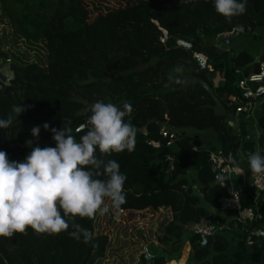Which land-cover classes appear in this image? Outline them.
Listing matches in <instances>:
<instances>
[{
	"label": "trees",
	"instance_id": "obj_1",
	"mask_svg": "<svg viewBox=\"0 0 264 264\" xmlns=\"http://www.w3.org/2000/svg\"><path fill=\"white\" fill-rule=\"evenodd\" d=\"M91 7L100 12L94 19L85 0H0V66L10 60L15 74L0 93V118L7 119L14 104L25 106L12 126L0 131V143L6 137L10 140L2 151L9 160L22 161L30 151L27 140L34 146H55L50 130L42 127L45 122L57 129L70 122L78 140L83 132L76 129L86 122L92 103L118 107L128 103L132 111L126 119L136 129L135 148L103 158L116 160L127 176L125 203L117 210L171 212L172 220L157 239L159 246L149 247L155 264L178 261L186 249L187 264H264V241L254 239L250 244L252 232L264 227L262 202L259 222L237 224L234 231L210 239L206 246L200 234L191 231L205 222L231 229L235 225L211 211L220 210L222 196V190L213 186L209 163L210 155L218 151L210 144L206 148L199 137L213 132L225 154L241 148L257 150L254 142H244L246 99L239 82L264 63V35L260 38L257 33L264 30V0H247L246 12L230 21L215 12L211 0H136L114 10L92 2ZM234 35L261 39L260 57L225 50L229 46L222 40ZM180 40L191 43L192 50L179 46ZM16 42L42 46L46 65L39 57L29 62L27 55L10 54ZM193 53L205 56L213 71L202 70ZM177 66L183 71L175 75L183 83L166 87L168 74ZM217 74L223 77L218 87ZM218 103L224 115L216 112ZM262 112L258 149L264 155V95ZM235 117L241 121V136L229 124ZM34 126H41L38 139L31 136ZM163 128L181 136L173 147L162 139ZM152 142L161 143V148L152 147ZM189 170L192 178L187 176ZM239 190L244 207L251 206L246 181L241 180ZM97 216L75 218L92 233L87 244L67 232L37 234L31 228L0 237V264H95L108 246L106 236L95 234ZM145 263L143 257L139 264Z\"/></svg>",
	"mask_w": 264,
	"mask_h": 264
},
{
	"label": "clouds",
	"instance_id": "obj_2",
	"mask_svg": "<svg viewBox=\"0 0 264 264\" xmlns=\"http://www.w3.org/2000/svg\"><path fill=\"white\" fill-rule=\"evenodd\" d=\"M211 4L217 14L230 21L246 12L247 0H211ZM182 71L177 66L170 72L165 86L183 83L175 75ZM24 111L23 103L14 104L8 118H0V131L12 126ZM131 111L128 103L118 107L96 101L88 109L86 122L76 129L83 132L78 140L70 122L65 121L60 129L45 122L42 127L50 130L55 146H34L27 140L30 151L22 161L9 160L0 150V237L31 228L37 234L67 232L70 238L87 244L92 233L75 218L108 212L106 200L114 209L125 203L127 176L116 160L103 157L134 150L136 129L126 119ZM40 132L41 126H34L31 136L38 139ZM248 165L253 175H264V155L259 151L248 156ZM216 179L225 184L224 176Z\"/></svg>",
	"mask_w": 264,
	"mask_h": 264
},
{
	"label": "built area",
	"instance_id": "obj_3",
	"mask_svg": "<svg viewBox=\"0 0 264 264\" xmlns=\"http://www.w3.org/2000/svg\"><path fill=\"white\" fill-rule=\"evenodd\" d=\"M179 46L191 51L192 44L180 40L177 43ZM193 59L196 61L198 66L202 70L213 71V68L209 60L198 53H193ZM10 60L6 61L5 64H10ZM4 65V64H3ZM1 65L0 68L3 66ZM239 86L244 92L246 99V105L244 110L247 112L246 118V131L248 132V137L244 139V142L251 141L257 146L259 145V140L262 135V131L259 127V121L263 115L262 105H263V95H264V63L259 65L258 71L248 77L243 78L239 82ZM231 125L237 136H241V121L238 117L233 118ZM163 140L166 141L167 147H173L180 139L181 136L172 130L163 128L160 132ZM154 148H161V143L152 142L150 144ZM252 154L251 151L243 150L242 148L238 150L235 154L229 153L225 154L221 149L210 155L209 163L213 166L214 171V181L213 186H217L222 190V196L219 200L220 212L221 213H231L235 215L233 228H229L227 225L224 226H214L205 225L197 226L195 232L200 234L202 246H206L210 239L217 237L219 235H226L228 231H234L237 224L251 226L261 220V215L259 214V204L264 203V175H253L250 171L248 165V156ZM168 160L174 162V157H168ZM224 176L225 184L221 185L216 177ZM241 180L246 181L249 187L253 201L252 205L249 207H244L241 191L239 186ZM230 239V237H229ZM254 239L264 241V227L259 228L252 232L250 238V244L254 242ZM143 257L148 262H154L155 257L149 251V247H145L143 250Z\"/></svg>",
	"mask_w": 264,
	"mask_h": 264
},
{
	"label": "rangeland",
	"instance_id": "obj_4",
	"mask_svg": "<svg viewBox=\"0 0 264 264\" xmlns=\"http://www.w3.org/2000/svg\"><path fill=\"white\" fill-rule=\"evenodd\" d=\"M136 0H85V6L91 13V19L96 18L100 12H96L91 7L92 2L107 10H114L124 6L127 2L133 3ZM107 11H103L106 13ZM257 33L260 38L264 35L263 29H258ZM224 39H229L231 45L225 47V50H232L235 54L241 51H248L254 57L259 58L262 53L261 39L254 40L252 35H234L231 38L225 36ZM0 43L2 40L0 38ZM10 47V54L27 55L28 61L32 62L39 57L40 62L46 65V53L42 46H33L24 42L15 43ZM8 48V47H7ZM6 48V49H7ZM2 65V64H1ZM214 84L218 87L223 84V77L217 74L214 79ZM216 112L224 115L223 105L217 104ZM199 141L206 148L208 144L220 150V145L213 132H207ZM188 178H192L193 172L188 171ZM195 192L198 189L195 188ZM109 211L102 213L98 211L97 220L95 223L96 236H106L108 238V246L104 258L99 259L95 264H139L143 258V250L145 247L154 245L159 246L157 239L161 236L164 226L172 220L171 212L168 209H160L154 211H139L138 213H121L119 210L111 207L110 201H105ZM103 207V205H102ZM192 231V229H191ZM189 251H186L178 261H172L169 264H187Z\"/></svg>",
	"mask_w": 264,
	"mask_h": 264
},
{
	"label": "water",
	"instance_id": "obj_5",
	"mask_svg": "<svg viewBox=\"0 0 264 264\" xmlns=\"http://www.w3.org/2000/svg\"><path fill=\"white\" fill-rule=\"evenodd\" d=\"M260 20H261L260 16L256 15L255 22L258 23V22H260ZM200 36H202V34H200ZM222 43L226 44L228 46L231 45V41L229 39H223ZM14 79H15V74L12 71L11 65L10 64H4L0 68V93L3 92L6 87H9L11 85V83L14 81ZM9 143H10V140L8 137H6L0 143V150H2V147L4 145L9 144ZM11 147H15V145H11ZM145 264H155V262L146 261Z\"/></svg>",
	"mask_w": 264,
	"mask_h": 264
},
{
	"label": "crops",
	"instance_id": "obj_6",
	"mask_svg": "<svg viewBox=\"0 0 264 264\" xmlns=\"http://www.w3.org/2000/svg\"><path fill=\"white\" fill-rule=\"evenodd\" d=\"M145 211H150V210H145ZM212 213L217 216L218 218H221L225 222H233L235 215L231 213H221L219 210H211ZM121 213H124L120 211ZM125 213H138L137 211H127ZM139 214V213H138ZM208 225V222H205L203 226ZM197 226L191 227L192 231L196 230Z\"/></svg>",
	"mask_w": 264,
	"mask_h": 264
}]
</instances>
